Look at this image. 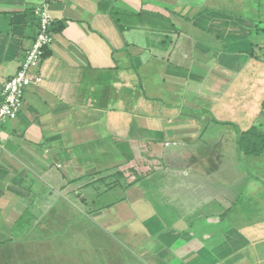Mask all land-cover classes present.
<instances>
[{"label": "crops", "instance_id": "1", "mask_svg": "<svg viewBox=\"0 0 264 264\" xmlns=\"http://www.w3.org/2000/svg\"><path fill=\"white\" fill-rule=\"evenodd\" d=\"M40 1L0 0V99ZM49 11L43 81L0 127V264H264V151L238 142L264 127V0Z\"/></svg>", "mask_w": 264, "mask_h": 264}, {"label": "built area", "instance_id": "2", "mask_svg": "<svg viewBox=\"0 0 264 264\" xmlns=\"http://www.w3.org/2000/svg\"><path fill=\"white\" fill-rule=\"evenodd\" d=\"M51 2L52 0H41L33 10L38 20L37 32L17 72L4 85L0 99V127L18 117L26 90L31 85L43 81V76L38 70L43 62L46 48L53 42L54 19L49 11ZM1 141L0 138V143Z\"/></svg>", "mask_w": 264, "mask_h": 264}, {"label": "trees", "instance_id": "3", "mask_svg": "<svg viewBox=\"0 0 264 264\" xmlns=\"http://www.w3.org/2000/svg\"><path fill=\"white\" fill-rule=\"evenodd\" d=\"M253 54L255 55V52ZM256 56L262 58L258 54ZM258 125L253 124L250 128L238 130L240 153L258 156L264 151V132Z\"/></svg>", "mask_w": 264, "mask_h": 264}, {"label": "rangeland", "instance_id": "4", "mask_svg": "<svg viewBox=\"0 0 264 264\" xmlns=\"http://www.w3.org/2000/svg\"><path fill=\"white\" fill-rule=\"evenodd\" d=\"M258 51H259V54H260V56H264V47H261V49H258ZM261 62H263V59L262 58H260V59H258V61L256 62V65L258 64V66L259 67H262L263 66V63H261ZM255 74L257 75V76H260V77H262V76H264V71H262V70H257L256 72H255ZM254 87H255V89H253V90H250V92H249V94H253V97H257V96H264V88H262V87H260L257 83L254 85ZM246 94V93H245ZM245 94H243V95H245ZM255 100L256 99H253V104L255 103ZM251 101H249V102H245L244 103V105H246V106H248V104L250 103ZM251 102V103H252ZM251 103L249 104V105H251ZM252 104V105H253ZM240 105H243V102H241L240 103ZM251 111V113H256L257 111H256V109H255V106L253 107V109L252 110H250ZM261 112H263L262 110H261ZM244 116H245V114H244ZM9 122V121H8ZM242 124H244L243 122H242ZM241 125V124H240ZM253 125V124H252ZM251 125V126H252ZM256 125H258V124H256ZM261 125H263V124H261ZM242 126V125H241ZM259 127H260V125H258ZM248 128H250V127H248ZM260 128H263L264 129V127H260Z\"/></svg>", "mask_w": 264, "mask_h": 264}]
</instances>
